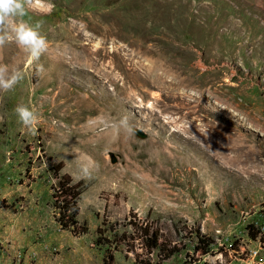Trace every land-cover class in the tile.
<instances>
[{
  "label": "rangeland",
  "instance_id": "obj_1",
  "mask_svg": "<svg viewBox=\"0 0 264 264\" xmlns=\"http://www.w3.org/2000/svg\"><path fill=\"white\" fill-rule=\"evenodd\" d=\"M28 13L47 72L0 93V261L264 264V0H32ZM24 61L0 49V63ZM18 105L37 110L34 135ZM125 112L146 137L98 145L97 118ZM47 156L80 182L86 234L56 221ZM134 224L180 251L148 252ZM195 231L214 240L207 255Z\"/></svg>",
  "mask_w": 264,
  "mask_h": 264
},
{
  "label": "clouds",
  "instance_id": "obj_2",
  "mask_svg": "<svg viewBox=\"0 0 264 264\" xmlns=\"http://www.w3.org/2000/svg\"><path fill=\"white\" fill-rule=\"evenodd\" d=\"M32 0H0V49L15 45L25 55L23 66L0 63V93H10L25 79L26 73L31 70L38 77L43 78L47 72L41 57L49 48V42L41 32V25L26 22L28 9ZM50 7L52 5H49ZM18 122L28 134H35L40 122V116L34 107L18 105L15 108ZM100 120V130L106 133L112 141L119 139L123 134L126 138L135 135L137 129L132 122V114L125 112L118 119L97 118ZM82 177H90L87 167L81 169ZM220 260L224 264L223 254L220 253L212 260ZM241 264H255L249 257Z\"/></svg>",
  "mask_w": 264,
  "mask_h": 264
},
{
  "label": "trees",
  "instance_id": "obj_3",
  "mask_svg": "<svg viewBox=\"0 0 264 264\" xmlns=\"http://www.w3.org/2000/svg\"><path fill=\"white\" fill-rule=\"evenodd\" d=\"M49 168L52 169L56 178L59 179L58 187L55 191V208L58 210L56 221L63 229L71 231L74 235L86 234L88 231L86 224H81L77 218L79 214L78 201L81 195L80 182L72 183L71 176L61 174L63 164L56 162L52 157L47 156ZM134 231L138 239L142 242V247H145L148 252L157 251L158 256L168 259L177 254L180 250L176 246L170 247L162 240L160 229L154 227L153 224L139 225L134 224ZM250 230L253 226L249 225ZM254 232V231H253ZM260 231L252 233V237L256 238ZM116 238V237H115ZM196 244L194 245V254L207 255L210 253L214 240L200 231H195ZM264 238V233L262 234ZM121 242H126L127 237L122 233L118 239ZM135 241L136 238L134 237Z\"/></svg>",
  "mask_w": 264,
  "mask_h": 264
},
{
  "label": "bare ground",
  "instance_id": "obj_4",
  "mask_svg": "<svg viewBox=\"0 0 264 264\" xmlns=\"http://www.w3.org/2000/svg\"><path fill=\"white\" fill-rule=\"evenodd\" d=\"M100 136L101 137L99 138V140H97L98 145H109V146L116 145V143H118L119 140L122 138V137L121 138L119 137V139L112 141L106 133ZM121 140L124 142V138H122Z\"/></svg>",
  "mask_w": 264,
  "mask_h": 264
},
{
  "label": "built area",
  "instance_id": "obj_5",
  "mask_svg": "<svg viewBox=\"0 0 264 264\" xmlns=\"http://www.w3.org/2000/svg\"><path fill=\"white\" fill-rule=\"evenodd\" d=\"M0 264H30L28 262H25L24 256L21 255V253L17 254L16 257H14L12 262H2L0 261ZM195 264V263H192Z\"/></svg>",
  "mask_w": 264,
  "mask_h": 264
},
{
  "label": "water",
  "instance_id": "obj_6",
  "mask_svg": "<svg viewBox=\"0 0 264 264\" xmlns=\"http://www.w3.org/2000/svg\"><path fill=\"white\" fill-rule=\"evenodd\" d=\"M137 135L140 137V138H145L146 135L140 131H136Z\"/></svg>",
  "mask_w": 264,
  "mask_h": 264
}]
</instances>
